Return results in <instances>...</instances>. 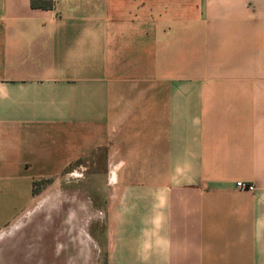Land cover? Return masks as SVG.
<instances>
[{
  "label": "crops",
  "instance_id": "0c3cea01",
  "mask_svg": "<svg viewBox=\"0 0 264 264\" xmlns=\"http://www.w3.org/2000/svg\"><path fill=\"white\" fill-rule=\"evenodd\" d=\"M30 1L0 0V232L41 198L43 264H264V0ZM99 156L101 189L33 191Z\"/></svg>",
  "mask_w": 264,
  "mask_h": 264
},
{
  "label": "rangeland",
  "instance_id": "374dc122",
  "mask_svg": "<svg viewBox=\"0 0 264 264\" xmlns=\"http://www.w3.org/2000/svg\"><path fill=\"white\" fill-rule=\"evenodd\" d=\"M102 157H98L94 167L86 166V160H81L80 166L65 168L55 181L37 180L34 182V192L39 191H71L76 189L102 188ZM99 176L96 184L76 181L79 176H90L88 171ZM78 177V178H77ZM243 181V180H241ZM245 182V181H244ZM249 184V183H248ZM67 233V232H65ZM96 264H103L102 253L95 247ZM0 264H43V199L22 212L15 220L0 232Z\"/></svg>",
  "mask_w": 264,
  "mask_h": 264
},
{
  "label": "trees",
  "instance_id": "16d2710c",
  "mask_svg": "<svg viewBox=\"0 0 264 264\" xmlns=\"http://www.w3.org/2000/svg\"><path fill=\"white\" fill-rule=\"evenodd\" d=\"M30 5L32 7H41V8H49L51 6L50 1H46V0H31ZM33 186H34V182H33Z\"/></svg>",
  "mask_w": 264,
  "mask_h": 264
},
{
  "label": "built area",
  "instance_id": "2783aa9c",
  "mask_svg": "<svg viewBox=\"0 0 264 264\" xmlns=\"http://www.w3.org/2000/svg\"><path fill=\"white\" fill-rule=\"evenodd\" d=\"M235 186L238 188L253 189V184H248L247 182L241 180L236 181Z\"/></svg>",
  "mask_w": 264,
  "mask_h": 264
}]
</instances>
